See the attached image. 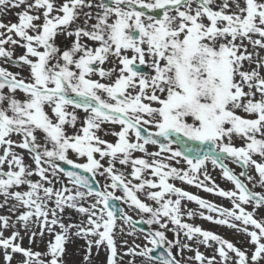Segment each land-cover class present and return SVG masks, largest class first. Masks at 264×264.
<instances>
[{
  "label": "snow or ice",
  "instance_id": "snow-or-ice-1",
  "mask_svg": "<svg viewBox=\"0 0 264 264\" xmlns=\"http://www.w3.org/2000/svg\"><path fill=\"white\" fill-rule=\"evenodd\" d=\"M11 9L17 22L0 19L5 264H66L73 238L84 264L93 248L102 264H264V0H0V15ZM195 216L249 246L186 222ZM21 231L30 244L49 236L45 250L23 247Z\"/></svg>",
  "mask_w": 264,
  "mask_h": 264
},
{
  "label": "rangeland",
  "instance_id": "rangeland-1",
  "mask_svg": "<svg viewBox=\"0 0 264 264\" xmlns=\"http://www.w3.org/2000/svg\"><path fill=\"white\" fill-rule=\"evenodd\" d=\"M16 11H19V9H11V10H9L7 12L6 15H0V19H2L5 23L17 22V19H15L14 15H13V13H15ZM21 52H22V50H18L17 54H21ZM261 54L264 55V52H262ZM11 70L12 71H16L17 69L12 68ZM107 139H112V138L111 137H107ZM150 150H155V149L154 148H150ZM135 155H140V154L136 153ZM25 156L27 158V154H25ZM230 166L233 167L237 173L240 171V169L238 167H236L235 165H230ZM217 171L220 172L219 169H217ZM176 184H177L178 187H181L184 190H186V191H188V192H190L192 194H195L197 196H200L202 198L206 199L207 196H208V193H206V192H204V191H202L200 189H197L195 187H192V186H189V185H186V184H182L179 181H177ZM255 190L256 191H260L261 189L256 188ZM117 194H119V193H117ZM225 206H227V205H225ZM187 207L189 209H193V210H196V211H201L198 208V205H196L195 203H192V202H189ZM76 218H77V220L79 219V217H76ZM134 218H136V217L134 216ZM200 223H201V227H203V226H205L206 221L204 219H200ZM145 226L147 228V225H145ZM153 227H155V226H153ZM170 227H171V225H170ZM214 227L215 228H219V226H217V225H214ZM229 234L232 237V238H230L233 241L232 243L235 244L237 247L247 248L249 246L248 245V238H247V236L245 234L237 232L235 229H232V228H230ZM167 235H168L169 239H172V233H167ZM122 239H127L128 242H129V245H131L132 242H133V238L132 237L125 236ZM143 242L144 241L142 239H136L135 240V243H141L142 244ZM120 243H121V240L118 239L117 240L118 247H119ZM70 246H71V251L73 250L71 253L74 254L75 261L77 262V264H84L83 257L85 255V251H86V242H85V240L84 239H80V238H75L74 241L72 240L70 243H68L66 245V247H67L66 260H67V257H68V253H69L68 249L70 248ZM124 250L125 249H122V248L119 249V251H121V252H123ZM199 250L202 253H204L206 256H211L213 254V249H206L202 245L199 247ZM95 252H96V249L93 248V256H94ZM174 252H175V250H174ZM192 255H194L193 252H185V256L186 257L187 256H192ZM104 257H105V252L101 251V262L100 263L97 262L95 260V258H94L93 260L96 261L94 264H98V263L102 264V262L105 260ZM125 258H128V257L127 256L124 257V260L126 261ZM0 260L4 261L3 257H0ZM13 262H15V260Z\"/></svg>",
  "mask_w": 264,
  "mask_h": 264
},
{
  "label": "bare ground",
  "instance_id": "bare-ground-1",
  "mask_svg": "<svg viewBox=\"0 0 264 264\" xmlns=\"http://www.w3.org/2000/svg\"><path fill=\"white\" fill-rule=\"evenodd\" d=\"M13 15H14V13H13ZM14 17H15V19H17L15 15H14ZM26 163H30V160H28L27 158H26ZM212 176L215 179L216 183L221 188L231 189L233 187L230 182H227V181H225L224 179L221 178L220 172H218L217 170L212 172ZM260 191H262V190H260ZM206 199L211 201V202L216 203L217 205H223V206L227 205L226 207H230L229 202L226 199H224V198H221V197H218V196H214V195L208 193V196H207ZM183 203L187 204V206H188L189 202L185 201ZM5 213H6V209H0V214H5ZM66 214L70 215L73 221H76L77 220L76 217H79L76 212L71 211V210H67ZM262 214H264V213H262ZM200 219L201 218L199 216H195L191 220H187V218H185L186 222L192 223L194 226H200L201 227ZM205 221H206L205 226L202 227L204 230L212 231L213 233L222 236L224 239H227L230 242H233L230 239L232 237L229 234V232H230V228L229 227L217 225V224H215L213 222H209L207 220H205ZM214 225L219 226V228H215ZM4 234H5V236L10 235V230L6 231ZM21 235L24 236V239L21 241V244H22L23 247H25V248L32 247L33 250H38V251H44L45 250V246H46V242L50 239V237L46 235L44 237L43 241H40L38 239L36 244H30L28 236L24 235L23 231H21ZM74 239L75 238H73V241H74ZM68 251H69V253H68L67 260H66V262H67L66 264H77V262L75 261L74 254L71 253L73 251V250L71 251V246L68 249ZM0 257H3V256L0 255ZM94 258H95V260L97 262L100 263L101 262V253H100V255L98 257H96L95 254H94ZM15 259L18 260L19 256H17ZM104 259H105V257H104ZM125 259H126V261H128L130 259V257L125 258ZM96 261L93 260V264ZM0 264H5V262L0 260ZM13 264H15V262H13Z\"/></svg>",
  "mask_w": 264,
  "mask_h": 264
},
{
  "label": "water",
  "instance_id": "water-1",
  "mask_svg": "<svg viewBox=\"0 0 264 264\" xmlns=\"http://www.w3.org/2000/svg\"><path fill=\"white\" fill-rule=\"evenodd\" d=\"M139 227V226H138Z\"/></svg>",
  "mask_w": 264,
  "mask_h": 264
}]
</instances>
